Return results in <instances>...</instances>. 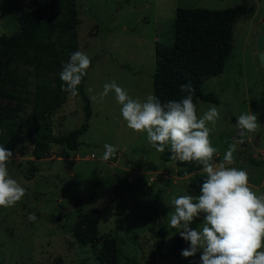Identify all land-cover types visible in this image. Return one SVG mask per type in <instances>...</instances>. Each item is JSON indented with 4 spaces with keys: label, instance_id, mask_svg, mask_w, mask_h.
Segmentation results:
<instances>
[{
    "label": "rangeland",
    "instance_id": "obj_1",
    "mask_svg": "<svg viewBox=\"0 0 264 264\" xmlns=\"http://www.w3.org/2000/svg\"><path fill=\"white\" fill-rule=\"evenodd\" d=\"M35 1L0 0V36L13 34L17 18L35 9ZM66 2L77 11L76 51L86 53L91 60L83 77L92 111L89 129L79 138L76 151L53 145L49 157L34 161V178L26 179L36 127L33 101L43 88L31 68L20 67L32 92V103L19 115L17 137L9 149L18 156L8 163V171L26 192L15 206L0 208V264H99L95 251L101 244L83 247L73 237L79 212L90 209L101 212L100 236L117 239L118 264H200L199 252L182 257L189 242L173 252L178 232L168 227L166 217L173 210L172 198L200 195L206 177L201 170L186 172L188 166L178 160H165L169 146L158 152L146 133L127 127L114 93L103 100L99 93L105 83L114 80L133 99L143 101L153 95L155 46L173 44L176 9H232L236 21L230 58L222 74L202 87L203 93L217 95L219 103L199 101L197 116L217 106L219 119L210 134L217 149L213 162L219 163L228 147L235 144L231 166L246 171L250 188L257 195L264 194V67L256 50V38L264 27V0ZM0 103L8 104L5 100ZM82 106L79 93L68 95L67 102L54 113L53 133L66 134L79 128L84 121ZM251 112L258 116V128L237 140V117ZM105 144L117 148L107 161L102 159ZM32 213L37 217L34 222L28 220ZM159 230L167 231V236L157 251Z\"/></svg>",
    "mask_w": 264,
    "mask_h": 264
},
{
    "label": "trees",
    "instance_id": "obj_2",
    "mask_svg": "<svg viewBox=\"0 0 264 264\" xmlns=\"http://www.w3.org/2000/svg\"><path fill=\"white\" fill-rule=\"evenodd\" d=\"M67 0H36L38 6L28 14L17 18V30L11 35L0 36V145L8 150L17 137L19 115L26 105L32 103V92L22 77L20 67L31 68L35 79L43 88L33 101L32 119L35 122V137L28 161L26 179H32L37 172L34 161L47 158L53 145L76 151L79 138L87 133L92 117L90 101L84 91V81L78 86L83 102L84 121L79 128L66 134L53 133V116L68 99V93L61 90L59 73L62 64L76 52L77 11ZM62 11L67 13L60 14ZM236 15L232 9L209 10L200 8H177L173 24L174 42L171 46L156 43L155 71L153 73V95L161 103L180 100V85L192 83L195 87L193 102L198 111L199 101L218 104L214 93H203V84L222 74L233 48V26ZM171 152L165 156L169 161ZM173 161V160H172ZM255 164L253 160H250ZM187 165L186 172L202 169L195 162H179ZM257 164V163H256ZM143 168L145 165H139ZM149 166V165H148ZM152 169V167L150 166ZM102 215L99 209L79 212L73 227V237L80 246L100 243L95 251L99 264H118L117 239L100 236L99 224ZM203 221V216L193 222V227ZM167 231L156 233V250H161ZM188 242L176 236L173 252L185 248Z\"/></svg>",
    "mask_w": 264,
    "mask_h": 264
},
{
    "label": "clouds",
    "instance_id": "obj_3",
    "mask_svg": "<svg viewBox=\"0 0 264 264\" xmlns=\"http://www.w3.org/2000/svg\"><path fill=\"white\" fill-rule=\"evenodd\" d=\"M90 64L86 53H72L59 73L63 82L61 90L70 96L78 95V86ZM180 92L183 94L180 100L161 103L159 98L150 94L141 101L130 97L113 80L103 85L99 98L103 100L109 93H114L127 127L137 133H146L148 141L158 152H164L169 146L170 159L196 161L202 165L201 171L206 179L200 187V195L173 197V210L166 217L168 227L176 229L190 244L189 248L182 250V257H194L199 252L200 264H264V194L257 195L250 188L246 171L231 166L235 144L228 147L219 163L213 162L217 149L212 146L210 134L219 119L217 106H211L198 117L193 102V84L180 85ZM257 121L258 116L253 112L237 117L236 127L241 138L245 132L257 130ZM116 152L114 145L105 144L102 159L107 161ZM14 156L18 153L0 145V208L15 206L26 192L9 174L8 163ZM201 215L200 227L194 228L193 222ZM36 219L34 213L28 215L31 222Z\"/></svg>",
    "mask_w": 264,
    "mask_h": 264
},
{
    "label": "water",
    "instance_id": "obj_4",
    "mask_svg": "<svg viewBox=\"0 0 264 264\" xmlns=\"http://www.w3.org/2000/svg\"><path fill=\"white\" fill-rule=\"evenodd\" d=\"M256 50L258 53V59L260 64L264 67V27L261 33L256 38ZM237 140H240V132L237 133ZM242 146H246L245 143H241Z\"/></svg>",
    "mask_w": 264,
    "mask_h": 264
},
{
    "label": "built area",
    "instance_id": "obj_5",
    "mask_svg": "<svg viewBox=\"0 0 264 264\" xmlns=\"http://www.w3.org/2000/svg\"><path fill=\"white\" fill-rule=\"evenodd\" d=\"M261 155L264 156V152H262Z\"/></svg>",
    "mask_w": 264,
    "mask_h": 264
}]
</instances>
